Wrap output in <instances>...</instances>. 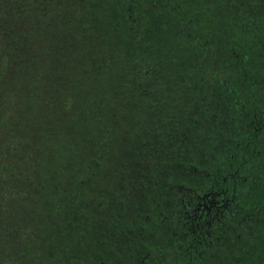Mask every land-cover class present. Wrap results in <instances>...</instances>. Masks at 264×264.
Wrapping results in <instances>:
<instances>
[{"label": "trees", "instance_id": "obj_1", "mask_svg": "<svg viewBox=\"0 0 264 264\" xmlns=\"http://www.w3.org/2000/svg\"><path fill=\"white\" fill-rule=\"evenodd\" d=\"M0 264H264V0H0Z\"/></svg>", "mask_w": 264, "mask_h": 264}]
</instances>
